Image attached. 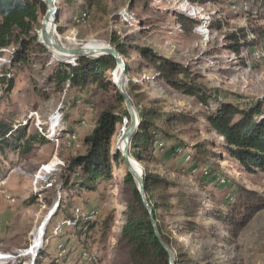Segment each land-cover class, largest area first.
Masks as SVG:
<instances>
[{"label":"rangeland","instance_id":"rangeland-1","mask_svg":"<svg viewBox=\"0 0 264 264\" xmlns=\"http://www.w3.org/2000/svg\"><path fill=\"white\" fill-rule=\"evenodd\" d=\"M245 1L248 0H230L235 5H218L190 0H105L107 11L100 13L82 9L85 0H56L59 10L53 34L54 40H58L56 44L67 48L95 41L112 45L110 38L116 32L126 44L129 56L124 59L129 71L123 89L128 79H132L147 87L154 98L163 99L167 111L198 116V123L188 121L176 128L189 147L202 140L215 144L214 150L221 156H215L214 161L220 167L214 175L222 177L211 182L207 179L212 194L196 184L193 178L202 172L188 173L189 164L177 165V169L183 166L185 170L173 172L172 177L181 182L184 190L205 201L204 210L219 213L226 212L227 204L234 200V182L264 196V173L251 175L242 171L222 147L224 139L209 131L201 115L207 107L215 108L218 101L261 100L264 104V58L255 57L258 50H263L264 42L243 46L239 55L228 48L231 43L228 33H237L241 28L246 29L247 40L257 39L249 19L242 13L252 0L249 4ZM177 12L198 20L199 25L185 33L176 21ZM42 19L41 27L37 28L39 35ZM218 19L223 21L221 30L211 26ZM252 25L256 30L260 28L259 41H264V17L258 16ZM38 43L43 45L39 40ZM16 45L0 47V117L12 122L16 129L23 124L28 134H45L50 141L36 146L24 157L12 151H7L6 157L0 155V175L4 172V178L0 179V264H47L53 258H58L59 264H128L126 247L117 242L122 209L129 198V187L122 181L126 170L122 158L112 161L111 186L102 202L96 197L81 198L72 187L76 176L68 177L66 172L69 161L86 151L85 138L91 134L100 112L115 106L114 85L108 83L107 89L102 90L96 85L81 89L60 84L55 72L62 69L60 63L73 58L52 52L45 45H33L28 65L18 72L11 66ZM138 46L152 47L158 54L182 64L189 72L182 78L195 79L218 98H212L209 106H204L173 89L149 70L137 51ZM117 70L109 75L108 82L115 84ZM10 77L16 78V82L8 91L6 82ZM129 123L130 120L124 119L116 124L111 138L112 153L117 146L116 137ZM139 164L145 174V165ZM150 168L168 171L157 162H152ZM109 212H114V222L105 251L100 250L97 241L86 244L78 239L75 222L67 219L85 214L102 220ZM205 215L199 219L203 232L179 235L195 258L212 264H264V210L238 238L230 236L223 221ZM171 222L177 233L175 220ZM62 246L66 250L59 251Z\"/></svg>","mask_w":264,"mask_h":264},{"label":"trees","instance_id":"trees-1","mask_svg":"<svg viewBox=\"0 0 264 264\" xmlns=\"http://www.w3.org/2000/svg\"><path fill=\"white\" fill-rule=\"evenodd\" d=\"M190 1L235 5L230 0ZM245 2L249 4V0ZM71 3L76 5L72 1ZM81 7L84 10L93 9L100 13L107 11L105 0H85ZM46 11L47 5L42 0H0V47L17 44L12 55L11 66L18 72H23L28 65L32 46L43 47L38 43L39 29L37 28L41 25L40 20ZM242 13L249 19L253 27L251 31L256 34L257 39L247 40L248 33L244 28L239 29L237 33H228L227 38L231 41L228 48L238 55L242 52L243 46H256L264 42L259 41L260 28L256 30L252 25L258 16L264 17V0H252L250 7L243 9ZM175 16L178 25L185 33L191 32L199 25L198 20L180 12H177ZM211 26L221 30L223 21L215 20ZM110 40L112 46L121 53L124 59H127L129 56L126 44L123 43L121 37L114 32ZM137 51L149 70L173 89L197 99L204 106H209L212 98H218L194 82L195 79L182 78L181 75L189 73L182 64L158 54L154 48L149 46H138ZM59 65L62 69L56 71L54 77L60 84L68 83L69 87L81 89L90 85H96L102 90H106L109 84L115 87V106L100 112L91 134L85 138L86 151L72 158L66 167L68 177L76 176L72 187L76 189L75 191L81 198L96 197L98 202H102L106 199L111 186L112 161L121 159L118 151L111 152V138L118 122L124 119L130 120L119 89L113 82H108L111 81L108 80L109 75L117 69V61L112 55H99L80 58L76 65L71 63H60ZM15 82L14 77L7 80L8 91L13 89ZM124 90L131 98L139 115V127L131 140L129 152L133 158L146 167L145 193L153 209L152 215L161 238L173 250L175 264H212L208 260L195 258L186 245L180 241L179 235H195L203 232L204 228L199 219L206 217V213L210 218L223 221L230 236L238 238L257 214L264 210V196L234 182L236 187L233 192L234 200L227 204L226 212L204 210L205 201L198 200L197 197L184 190L181 182L172 177L173 172L181 173L185 170L183 166L177 169V165L189 164L191 166L187 170L188 173L192 174L191 171L201 170L202 173L194 176L193 179L202 191L210 194L212 192L208 190L207 179L211 182L222 177L214 175L220 167L219 163L214 161L215 156L219 158L221 156L214 150L215 144L202 140L189 147L176 128V126L185 125L188 121L198 123V116L186 115L182 112L174 114V112L167 111L163 99L154 98L147 87L132 79H128ZM217 104L212 109L207 107V110L201 114L209 131L224 139L222 147L227 150L231 158L239 163L242 171L251 175L264 173L263 102L257 100L240 103L227 100L218 101ZM26 129L23 124L16 129L12 122L0 117L1 156L6 157L7 151H12L24 157L30 154L36 146L49 143L50 140L45 134H28ZM152 162L165 165L168 169L167 173L151 170ZM2 173L4 175V172ZM3 175H0V179L4 178ZM122 181L129 187V198L122 209L123 218L117 242L123 243L126 247L128 264H169V254L156 238L149 212L143 205L136 183L127 170H125ZM67 219L75 222V233L78 239L83 240V243L89 244L91 241H97L98 246H101L100 250L107 249L112 233L114 212H109L102 220H85L83 217L78 219L67 217ZM174 220L173 223L178 228L177 233L171 224ZM88 239L89 242H86ZM62 250H66L65 246L59 249V251ZM38 257L40 259L42 255ZM57 263H60L58 258H53L47 264Z\"/></svg>","mask_w":264,"mask_h":264},{"label":"water","instance_id":"water-1","mask_svg":"<svg viewBox=\"0 0 264 264\" xmlns=\"http://www.w3.org/2000/svg\"><path fill=\"white\" fill-rule=\"evenodd\" d=\"M42 1L47 5V11H46V13L42 19V29H41V32L39 35V42L41 44L45 45L47 48L52 46L59 52L75 55L74 59H72L70 61H65V62L76 65L78 59L83 58V57H88V55L86 54L88 49L85 48L84 46H80V47H76V48H67L64 46H59L55 43L54 37H53V35H51L49 33L46 25L50 21L51 18L53 19V22L55 24L56 19L58 18L59 10H58V7L56 5V0H42ZM90 51L93 54L112 55L117 61V68H119V67L121 68V75H120L119 81L115 82V84H116L117 88L119 89L121 95L124 98L126 108H127L129 115H130V123L125 128H123L122 132H121V140L124 142L123 148L120 149L118 146H116L115 152L118 151L120 153L127 172H129L131 174V176L133 177V179L136 183V186H137V189L139 191L142 203L149 212L151 224H152V227L154 230V234H155L156 238L159 240L162 247L169 254V264H175V254H174L173 250H171L169 248V246L161 238V236L158 232V229H157L156 221L152 215L153 209H152V207H151V205H150V203L146 197V193H145V182H144L145 174H144V172L141 173L140 175L137 174L135 167L131 163V160H130V158H133L129 152L130 151V143H131V140L133 139L138 127H139V115H138V113H137V111L133 105L131 98L127 95L125 90L122 88L123 80L126 78V73H127V68H128L127 64H126L123 56L121 55V53L112 45H107L103 49L93 48ZM133 159L137 162V160L135 158H133Z\"/></svg>","mask_w":264,"mask_h":264},{"label":"bare ground","instance_id":"bare-ground-1","mask_svg":"<svg viewBox=\"0 0 264 264\" xmlns=\"http://www.w3.org/2000/svg\"><path fill=\"white\" fill-rule=\"evenodd\" d=\"M188 9V8H186ZM54 22H53V19L51 18L50 21L47 23L46 27H47V30L49 31V33L51 35H53L55 33V27H54ZM54 37V36H53ZM58 42V40H56ZM55 41V42H56ZM58 45V44H57ZM60 46V45H59ZM107 45L106 43L104 42H99V41H95V42H91L90 44L88 45H84L85 48L88 49V51L86 52V54L88 55V57H97V56H94V55H99V54H93L90 50H92L93 48H97V49H103L105 48ZM49 49L52 51V52H59L57 51L54 47L50 46ZM256 52V50H255ZM254 52V53H255ZM60 53H63V52H60ZM63 54H67L69 56H71L73 59L75 58V55L73 54H68V53H63ZM93 55V56H92ZM257 58H260V59H263L264 58V48L263 50H258L256 52V56ZM256 59V58H255ZM65 61H70V60H65ZM120 75H121V68L119 67L118 70L116 71L115 73V81L114 82H118L119 81V78H120ZM125 79L123 80V83H124ZM122 88H123V84H122ZM116 144L117 146L122 149L123 146H124V142L121 140V133L116 137ZM131 160V163L134 165L135 167V170L137 172V174H141L143 173V168L133 159V158H130ZM220 180V179H219ZM81 217H83L84 219H97V216L96 218H94L93 216H89V215H85V214H80ZM41 229V228H40ZM43 229V227H42ZM41 232V231H40ZM41 237H43V233L40 235ZM40 241H41V238L38 236L37 238V241H36V244H40ZM87 252L84 253L83 255L86 256ZM91 255V254H90ZM89 255V256H90ZM88 257V256H87ZM91 260H92V256H91Z\"/></svg>","mask_w":264,"mask_h":264},{"label":"crops","instance_id":"crops-1","mask_svg":"<svg viewBox=\"0 0 264 264\" xmlns=\"http://www.w3.org/2000/svg\"><path fill=\"white\" fill-rule=\"evenodd\" d=\"M54 257V256H53Z\"/></svg>","mask_w":264,"mask_h":264}]
</instances>
